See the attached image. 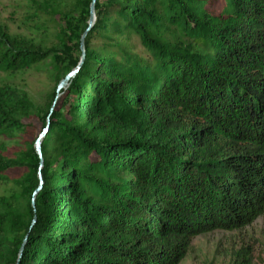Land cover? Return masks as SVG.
<instances>
[{"label": "trees", "instance_id": "obj_1", "mask_svg": "<svg viewBox=\"0 0 264 264\" xmlns=\"http://www.w3.org/2000/svg\"><path fill=\"white\" fill-rule=\"evenodd\" d=\"M91 1L44 6L49 46L0 25V70L57 81L46 106L0 87V264H178L264 213V0H95L58 97Z\"/></svg>", "mask_w": 264, "mask_h": 264}, {"label": "rangeland", "instance_id": "obj_2", "mask_svg": "<svg viewBox=\"0 0 264 264\" xmlns=\"http://www.w3.org/2000/svg\"><path fill=\"white\" fill-rule=\"evenodd\" d=\"M78 1L0 0V25L17 40L49 46L57 42L56 32L62 23L59 16L53 17L51 10L43 9L44 6L69 8ZM223 5V0H210L207 8L216 14ZM121 40L124 42L123 38ZM126 41L134 53L146 55V50L133 34ZM73 55L79 56V53L74 50ZM73 69L65 67L64 72L69 73ZM56 84L47 63L32 64L15 71L0 70V87L22 88L39 106L48 104ZM63 89L56 90L58 97ZM40 124V120H36V125ZM242 248L249 252V264H264V213L241 229H215L193 237L178 264H233L236 253Z\"/></svg>", "mask_w": 264, "mask_h": 264}, {"label": "water", "instance_id": "obj_3", "mask_svg": "<svg viewBox=\"0 0 264 264\" xmlns=\"http://www.w3.org/2000/svg\"><path fill=\"white\" fill-rule=\"evenodd\" d=\"M94 3H95V0H92L91 1V4H90V8H89L90 11H89L88 27H87V29L85 30V32L83 33V35L81 36V39H80V49L82 51V54H81V58H80L79 65L75 69H73L71 72L67 73L66 76L59 82V84H58V86L56 88V90H58V91L61 90V89H63V88H65L68 85L70 79L76 74L77 70L79 69V67H80V65H81V63L83 61V58H84L83 38H84V36L86 34V31L92 27V25H93V23L95 21ZM45 132H46V127L38 135V137L36 139V142H35V148H36V150H37V152H38L39 155H41V152H40L41 139L45 135ZM39 190H40V187H38L36 189V192L39 191ZM32 205H34V200H32ZM33 222L34 221L32 220V223ZM22 245L20 247V252L22 250Z\"/></svg>", "mask_w": 264, "mask_h": 264}]
</instances>
